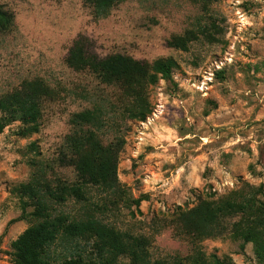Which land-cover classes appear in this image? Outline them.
I'll return each mask as SVG.
<instances>
[{
	"label": "rangeland",
	"instance_id": "374dc122",
	"mask_svg": "<svg viewBox=\"0 0 264 264\" xmlns=\"http://www.w3.org/2000/svg\"><path fill=\"white\" fill-rule=\"evenodd\" d=\"M0 4L13 18L9 30L0 32V98L35 79L56 93L42 103L37 134L16 136L18 123L0 134V264H14L11 244L28 226L18 220L21 203L11 191L30 177L28 160L34 154L28 145L34 142L43 158L54 159L72 129L73 113L123 102L119 89L67 66L78 37L87 39V51L100 58L122 54L147 63L171 58L177 64L172 83L159 80L147 88L150 113L143 122L124 120L119 108L111 113L108 120L114 117L124 139L118 181L128 196L142 201L138 209L107 204L98 218L121 232L147 236L154 259L172 258L189 252L170 221L178 207L225 196L244 183L261 186L264 193V0L208 5L202 0H123L105 17H95L83 0ZM203 27L214 41L198 33ZM190 32L195 37L184 49L170 45ZM114 129L100 133L104 144L113 139ZM56 173L74 178L69 168ZM100 196L96 192L94 199ZM202 248L233 264H264L256 260L252 244L228 234L204 240ZM119 263L128 261L120 258Z\"/></svg>",
	"mask_w": 264,
	"mask_h": 264
},
{
	"label": "trees",
	"instance_id": "16d2710c",
	"mask_svg": "<svg viewBox=\"0 0 264 264\" xmlns=\"http://www.w3.org/2000/svg\"><path fill=\"white\" fill-rule=\"evenodd\" d=\"M123 0H83L95 17H105ZM216 0H202L208 5ZM12 15L0 4V32L9 30ZM213 25V23H212ZM191 33V32H190ZM199 34L215 40L203 27ZM192 34V35H191ZM175 37L170 45L184 49L195 35ZM87 39L78 37L68 51L65 62L75 71H87L105 86L120 90L123 102L104 110L94 106L73 113L71 131L54 159H45L32 142L34 154L28 160L31 168L27 182L12 188L20 200L27 228L12 242L14 264H233L229 257L207 255L202 248L206 239L230 235L244 244H252L259 263L264 262V193L261 186L244 183L239 189L215 199H203L191 208L178 207L170 221L175 235L185 239L189 252L185 256L154 259L149 251L150 239L144 235L121 232L96 215L103 214L107 204L132 205L138 209L142 198L132 199L117 178L118 155L124 145L120 127L109 121L117 108L124 120L143 122L150 113L147 88L159 80L172 83V70L177 67L171 58L151 63L122 54L100 58L87 51ZM56 93L41 80L23 84L22 89L0 98V134L10 124L18 123L15 135L28 138L37 134L42 116V103ZM115 109V110H114ZM110 110V113H109ZM115 128L113 139L104 144L100 133ZM57 168H69L74 178L66 179ZM100 192L103 198L95 200ZM67 204L78 207L63 209ZM30 208V211H26Z\"/></svg>",
	"mask_w": 264,
	"mask_h": 264
}]
</instances>
